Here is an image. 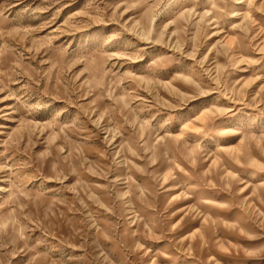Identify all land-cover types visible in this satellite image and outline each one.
I'll return each mask as SVG.
<instances>
[{"label":"rangeland","instance_id":"rangeland-1","mask_svg":"<svg viewBox=\"0 0 264 264\" xmlns=\"http://www.w3.org/2000/svg\"><path fill=\"white\" fill-rule=\"evenodd\" d=\"M0 0V264H264V0Z\"/></svg>","mask_w":264,"mask_h":264},{"label":"bare ground","instance_id":"bare-ground-1","mask_svg":"<svg viewBox=\"0 0 264 264\" xmlns=\"http://www.w3.org/2000/svg\"><path fill=\"white\" fill-rule=\"evenodd\" d=\"M243 2H244V0H240L238 3H239V4H242Z\"/></svg>","mask_w":264,"mask_h":264}]
</instances>
